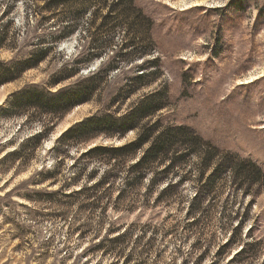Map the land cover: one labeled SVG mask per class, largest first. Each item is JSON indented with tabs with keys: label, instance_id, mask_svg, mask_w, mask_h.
I'll use <instances>...</instances> for the list:
<instances>
[{
	"label": "rangeland",
	"instance_id": "1",
	"mask_svg": "<svg viewBox=\"0 0 264 264\" xmlns=\"http://www.w3.org/2000/svg\"><path fill=\"white\" fill-rule=\"evenodd\" d=\"M46 1L34 0L45 16ZM106 1L70 0L74 32L44 52L38 65L15 75L12 64L49 44L40 39L52 27L28 23L32 0H0V264H261L264 0H132L119 7L126 12L111 10L112 0ZM106 27H113V43L152 42L145 59L158 56L148 66L158 68V82L127 94L126 78L144 59L129 46L121 70L111 68L109 77L95 80L91 100L30 138L41 121L15 111L12 92L30 82L42 87L54 73L68 72L88 45L87 28L97 33ZM108 63L104 53L85 60L77 74L51 89ZM158 83L170 96L162 122L191 127L214 146L209 163L190 156V169L182 167L190 181L160 192L165 182L128 179L132 159L119 158L113 182L93 185L86 178L94 176L86 167L90 159L77 158L86 167L80 174L72 165L89 144L54 149L55 137L71 123L93 113L121 115ZM135 133L100 131L89 142L118 145ZM225 158L232 169L217 168ZM253 239L263 243L231 258Z\"/></svg>",
	"mask_w": 264,
	"mask_h": 264
},
{
	"label": "trees",
	"instance_id": "2",
	"mask_svg": "<svg viewBox=\"0 0 264 264\" xmlns=\"http://www.w3.org/2000/svg\"><path fill=\"white\" fill-rule=\"evenodd\" d=\"M69 1L47 0L43 7L49 10V14L45 16L40 14L37 5L32 0V4H34L31 9L33 19H29L28 23L31 21L30 25L35 27L37 24H43V21L49 22L44 26L52 27L51 31L48 32L46 38L40 39L43 41H40V43L48 42L49 44H43L23 61L13 63L11 69L15 75L19 74L24 68L38 65L45 58L44 52L49 49L53 50V44L74 32L75 25L72 23V17L67 10ZM126 1L130 3L132 0H112L108 5L113 8L111 10L126 12L127 8L122 7L119 9L121 4H125ZM106 2V0H101V3ZM112 29L113 27L100 28L97 33L102 34V36L98 37L97 33H93L90 28H87L84 37L88 45L83 51H78L80 57L73 60L68 72L54 73L43 83L44 86L42 87L30 82L24 84L16 92H12L11 96L13 98L10 100L11 106L16 109L15 111L41 121L40 131L30 135V138L36 139L42 133L53 128L58 120L62 119L74 105L91 100L96 87L95 80L101 76L104 78L109 77L111 68L121 70L120 60L124 57L129 46L130 48H136L138 54L144 59L137 66L136 73L126 78L127 94L150 87L158 82V68L151 69L148 67L156 65L158 56L145 59V56L150 54L153 49L152 42H146L143 39L135 42L126 38L120 43H113V38L110 35ZM136 29H139V27ZM102 53L109 58L107 67H99L98 71L91 72L83 80H75L76 82L72 84L57 87L54 90L51 89L59 83L62 84L70 76L77 74L80 63L92 57H98ZM82 56L84 59L80 61ZM15 75L12 77H15ZM157 85L138 95L134 102L136 103L135 107L130 108L129 111L121 115L104 114L98 116L97 113H93L71 123L55 137L54 149L68 147L73 143L89 144L85 146L84 150H79L81 152L73 157L72 165L78 166L77 173L79 174L84 168H89L94 176L90 178L91 175H87L86 178L90 179L93 185L113 182L117 174L114 166L119 158L132 159L126 170L128 179L136 181L147 179L148 183H156L155 185L159 186L165 182L160 192H167L176 183H183L185 180L190 181L191 179L186 174L188 170L183 173L182 167L190 169L188 164L190 156H196L203 163H209L213 158L211 148L214 150V146H211L208 140L203 139L191 127L162 122L161 109L169 105L170 96L166 93L167 85L160 86V83ZM29 111L32 113L28 114ZM144 117L146 119L140 123L139 121ZM132 129L136 131L135 136L122 144L114 145L101 142L90 144L91 142H89L100 131H104L109 136H112L115 132L121 136ZM77 158L79 160L90 159V166H80ZM228 162L227 158L222 159L217 164V168L232 169ZM248 230L250 231L251 227ZM258 242L263 243V241L255 239L246 241L232 254L231 258L237 260L238 256L243 254L248 247ZM261 256V264H264V251Z\"/></svg>",
	"mask_w": 264,
	"mask_h": 264
}]
</instances>
